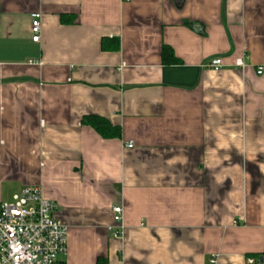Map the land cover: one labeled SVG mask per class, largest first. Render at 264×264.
<instances>
[{"label": "crops", "instance_id": "obj_1", "mask_svg": "<svg viewBox=\"0 0 264 264\" xmlns=\"http://www.w3.org/2000/svg\"><path fill=\"white\" fill-rule=\"evenodd\" d=\"M30 186L58 264L264 263V0H0V204Z\"/></svg>", "mask_w": 264, "mask_h": 264}, {"label": "built area", "instance_id": "obj_2", "mask_svg": "<svg viewBox=\"0 0 264 264\" xmlns=\"http://www.w3.org/2000/svg\"><path fill=\"white\" fill-rule=\"evenodd\" d=\"M40 32L41 23L36 15L32 24L33 42H39ZM222 66L221 59L209 64L214 71ZM237 66L244 67L241 61ZM257 74L262 75L263 69ZM126 148L132 149L133 144ZM55 211V204L45 200L36 186L26 187L12 202L0 204V264H58L60 257L67 255L69 229L54 218ZM112 211L114 227L123 228V207L116 206ZM115 236L122 237L123 232L118 231ZM211 263L215 264L216 260ZM254 263L255 260L249 259L248 264Z\"/></svg>", "mask_w": 264, "mask_h": 264}, {"label": "trees", "instance_id": "obj_3", "mask_svg": "<svg viewBox=\"0 0 264 264\" xmlns=\"http://www.w3.org/2000/svg\"><path fill=\"white\" fill-rule=\"evenodd\" d=\"M162 59L165 64L176 65L179 61L175 58L173 51L170 48L165 47L162 51ZM86 123L92 127H94L97 131H99L104 137L108 135H118V129L112 127L107 121L98 118V117H88L85 119ZM253 260H255L254 264H264L261 261V257L259 256H250Z\"/></svg>", "mask_w": 264, "mask_h": 264}, {"label": "rangeland", "instance_id": "obj_4", "mask_svg": "<svg viewBox=\"0 0 264 264\" xmlns=\"http://www.w3.org/2000/svg\"><path fill=\"white\" fill-rule=\"evenodd\" d=\"M15 191L16 190L12 187L5 188V190L3 191L4 202H11Z\"/></svg>", "mask_w": 264, "mask_h": 264}]
</instances>
